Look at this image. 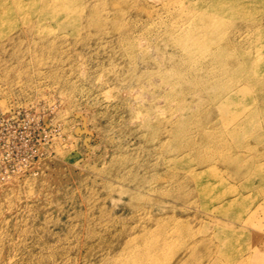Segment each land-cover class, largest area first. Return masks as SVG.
<instances>
[{"label":"rangeland","instance_id":"obj_1","mask_svg":"<svg viewBox=\"0 0 264 264\" xmlns=\"http://www.w3.org/2000/svg\"><path fill=\"white\" fill-rule=\"evenodd\" d=\"M203 1L0 0V264H175L193 246L226 264L218 230L264 264V190L238 193L264 175V75L216 83L209 50H233L200 37L209 14L188 18ZM247 10L264 26V0ZM226 98L236 118L255 106L248 122ZM209 148L225 159L201 163Z\"/></svg>","mask_w":264,"mask_h":264},{"label":"bare ground","instance_id":"obj_2","mask_svg":"<svg viewBox=\"0 0 264 264\" xmlns=\"http://www.w3.org/2000/svg\"><path fill=\"white\" fill-rule=\"evenodd\" d=\"M254 1L255 0H206L201 3L200 2L191 3L192 8L190 7H188L189 9L186 8V14L187 16H189L188 18H191V20L196 19L198 16L202 18H208L207 17L208 14L211 16L210 18H208V26L206 27V29L201 28L200 31L198 32L200 37L206 39L208 43L217 42L220 45V47L223 49V51H227V53H230L228 51H230L231 49L233 50V52L228 55H225L214 48L209 50L208 52V55L210 57L209 60L210 61L212 60L219 69L217 70L218 71L217 75L214 77L216 83L220 81H225V79H227L231 81V83L229 84V86H231V85L239 84L240 78L243 74H250L257 77L258 75L261 76L264 75V60H263L264 57L261 55V53H259L260 46L262 47L264 44V31L262 29V27L264 26L263 24L259 23V21L255 20L254 16L246 15V13H248L247 5L249 3L250 4L254 3ZM207 3L208 6L209 5L211 6L214 3L218 4V7H213L215 9V14L208 12L207 10L203 11L204 10L203 8L208 7L206 6ZM200 6H205V7L200 9ZM132 33H133L132 30H128L124 35H122L121 39H129ZM194 36L197 38L198 34L196 33ZM251 48H255L254 52L249 51V49ZM208 65L209 63H205V67ZM203 84H204L203 87L206 88L205 83ZM233 102H234L233 99L226 98L223 101H220L219 104L215 106V108H217L220 114H224L225 111L227 110L229 112V116L227 115V117L231 121H236V119L242 117L237 123L248 122L250 117L252 116L255 106H252L250 108L245 107L241 111V114L243 115L236 118V116L234 117L233 113L229 111V108H231ZM249 103L252 102L242 103V104L240 102L239 105L241 104L240 105L241 107L243 104H249ZM211 115L212 114L209 113L206 117H204V123L210 124L211 122V125H214L215 122H212ZM261 136L262 135L260 133H255L253 135V138H255L257 141V139H260ZM230 138L231 140L225 143L224 148L230 149L231 155L225 160L226 162L224 161L223 162L228 164L230 168L236 170L235 172L237 173L244 169L243 166L237 163V161L235 160L236 157L242 156L239 150H241L244 147V145L241 144V141L239 140L240 137L236 136L232 132H230ZM205 155L207 158L201 160V163H205L206 165L210 163V159L213 156H219L221 160L225 159V157H223V154H221L218 149H214V148H209L208 152ZM188 157L189 154L187 153V155L185 154L182 157H180L179 161H187ZM259 166L264 167V163L261 165L260 164L257 165V168ZM263 178L264 175H260L258 173L253 172L248 180L243 181L240 184V186H238L241 187V189L238 190V193L240 194L242 189H246L248 187L253 188L259 186L264 190ZM198 185H199L198 190L200 194L202 195L204 194L205 196H207L206 194L207 188L204 186V182L198 183ZM222 200L223 199H221V201ZM226 203L229 206L231 200L226 201L225 204ZM205 234L206 233L203 230V236H205ZM229 235H232L231 230H218L215 232L216 238L218 239L220 238L224 240V243L221 244V247L218 250H216V253L221 255L226 254L227 256L230 257L226 260V264H244L243 260H241L238 255L234 254L236 250H233L234 247L230 246V244L233 242L231 241L229 243L226 240L229 237ZM222 242L223 241L221 240L220 243ZM262 243L261 246L257 247L263 253L262 254L260 251L258 252V254H260L261 256L264 255V251H263L264 241ZM193 247L194 249L196 248V246ZM193 247L190 248L191 250L189 251L190 253L188 252L190 255L187 254L186 258L184 256L180 260L181 263L176 262L175 264H182L183 262H186V264H203L205 259L209 258L207 256L210 255L211 252L206 251L201 255V258L199 260L192 261L191 252L193 251ZM261 256H259V258ZM206 264H209V261Z\"/></svg>","mask_w":264,"mask_h":264}]
</instances>
